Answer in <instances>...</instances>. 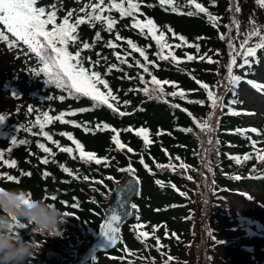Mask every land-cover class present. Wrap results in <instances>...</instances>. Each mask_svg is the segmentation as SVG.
<instances>
[{"label":"trees","instance_id":"trees-1","mask_svg":"<svg viewBox=\"0 0 264 264\" xmlns=\"http://www.w3.org/2000/svg\"><path fill=\"white\" fill-rule=\"evenodd\" d=\"M46 5L55 4L58 9V18L62 19L66 8L70 6L69 0H44ZM95 2V0H92ZM141 5V12L144 16L152 18L155 23L165 31L168 43H181L167 32L170 27L177 35H183L189 43H199L200 53L197 54L195 48L183 46L174 49L180 62L159 60L153 55L158 49L155 42L150 37L139 33V30L131 28V18H120L119 13H105L117 19L118 23L111 33L104 31L100 24H84L79 26L77 34L79 42L70 47V51H76L82 47V42H88L93 47L82 52L85 58L90 57L92 61L100 60V64L95 70L102 74L106 66L116 64L123 71L113 70L105 78L108 80L114 93L118 95L120 104L117 107L121 111L130 113L129 115L120 116L112 112L107 106L93 108V102L89 98L69 97L67 93L54 86L45 84V78L35 76L30 72L31 68L25 67V58L20 57L16 48H9L8 45L0 41V115L7 117L4 124H0V152H3L6 159H15L17 167L8 169L0 163V171L7 172L18 177L22 182L19 184L7 182L0 178V187L3 189H21L30 192L33 197L42 199L45 190L50 194H56L58 201L52 202L57 207L71 213L68 222L64 225V235L59 238H46L35 235L32 231L33 224L27 225L25 229L18 230V235L25 241L32 238L41 246L40 251L32 258H29L25 264H68L77 254L78 247L90 241L98 230L102 220L107 203L110 200L111 193L115 187L121 184L129 175L127 172H121L119 169L126 168L129 163L136 169V176L139 178L140 186L138 194L135 195L131 203L137 205V210L131 209V215L121 227V239L124 242L108 251H97L93 256L85 259L83 264H164L167 255L174 257L170 262H177L182 257L194 236L192 223V213L195 211L191 201L194 200L195 189L190 186L195 179L198 170H205L206 162L204 158L211 161L212 171L206 174L207 185L209 186V201L217 204L224 198L227 192H232L234 187H248L256 179L262 182L264 187V176L257 172H251L250 169L260 165L255 158L250 143L244 138V132L237 131L241 128V114L236 113L235 107L229 105V101L236 98L229 91L230 85L226 81V90L221 96L218 92V85L225 84L224 77L219 79L218 63H209L207 59H196L187 61L185 53L203 56L207 54L213 61H220L225 58V40L220 39L221 33H227L228 29L224 25L231 23L234 14L241 21L240 31H247L250 27V21L254 20L257 25L264 26V21L260 24L261 16L256 13L260 10L255 0H198L209 11L221 18L219 28L213 27L204 14L189 17L172 12L168 6L161 7L159 0H138ZM89 3V0H88ZM238 4L241 8L240 13H234L233 7ZM256 4V5H255ZM148 5H152L148 7ZM176 6L181 11L187 12L192 10L186 6V0H176ZM84 7V6H82ZM81 7V8H82ZM76 15H84L76 13ZM144 16L137 14V18L144 19ZM75 19V15L73 17ZM128 27H125V26ZM234 36L236 35L235 27L233 28ZM100 32L102 39L96 40V32ZM119 32L125 40L116 41L115 34ZM203 37V39H198ZM131 39L139 47H145L149 59L155 61L158 67L149 65V71L160 80H167L170 83L163 85L165 92L181 91L185 92V98L182 100L179 96H165L164 99H149L142 91H129V89H142L139 76L143 75L146 81L151 77L143 73V69L136 66L135 61L143 58L139 53L132 52L128 48L126 39ZM113 40L120 45L116 49L106 47L108 40ZM242 39V37H241ZM255 42V38L253 40ZM239 41H236L238 47ZM151 45V47H148ZM113 52H120L122 56H127V64H121ZM100 53V56H97ZM219 53V54H217ZM264 56V50H258V61ZM107 57V60L102 59ZM225 62V60H224ZM229 62V54L226 56V66ZM255 63L253 64V66ZM85 66H88L87 64ZM224 67V76H227V67ZM222 70V69H221ZM127 74V75H125ZM131 76L133 79H128ZM124 77V78H121ZM201 84L206 83L209 88L203 89L196 81ZM175 85V87L173 86ZM8 86L15 89L17 96H8L6 91H2ZM239 86V85H238ZM149 87L151 85L149 84ZM103 90V89H102ZM213 91L217 97L223 98L225 107H220L216 113V119H213L212 113L214 108L211 102L207 100L206 92ZM237 92V90H236ZM65 99L61 100L60 96ZM52 97V99H48ZM168 102L165 103L164 100ZM124 100L130 101L126 106L122 104ZM189 101H204V104H197ZM115 104V102H113ZM173 104L180 105L179 108L173 107ZM39 109V112H28V107ZM229 107L232 111H229ZM89 108L90 111L79 112L78 109ZM48 111L49 115H59L61 112H76L74 116H65L66 120L75 121L81 125L87 123L91 129L85 132L83 127H75L71 123L62 124L59 121H53L47 125L45 130L48 131L53 139L59 141L61 146H75L66 137L59 135L61 132L72 133L75 139H78L84 146L85 151L93 152L98 157H108L109 166L102 164L97 165L94 162L85 163L79 159L78 153L73 151V159L67 153H61L47 140L41 136H33L21 128L16 132L17 127H30L34 122L36 115ZM208 119L214 125L215 131L211 132L212 143L206 141V131L201 130L199 123ZM215 121V122H214ZM107 123L110 127L106 130H96L97 124ZM218 126V127H217ZM141 127L149 130L150 139L153 141L147 148L143 139L136 135V131ZM119 130L120 140L126 145L123 150H117L112 142V136L115 135L111 129ZM131 128L132 131H126ZM39 131V128L33 129ZM16 135L18 139H27L26 145H17L13 147L9 137ZM219 140V144L215 141ZM37 141L45 143L51 147L55 156H49V164H40V159L48 155L43 153L37 147ZM133 152H128V148ZM12 148L9 152L8 149ZM253 153V159L247 162L237 164L230 159V156H243L244 154ZM143 155L145 163L148 164L151 172L139 163L140 156ZM179 157L180 160H177ZM185 163L188 168L182 169L180 163ZM169 163L176 165L173 171L168 167H157V164L167 165ZM212 163V164H211ZM64 164L73 170L79 178L73 179L67 173H64L59 167ZM50 173L45 177L43 173ZM21 172H30L31 176H21ZM240 172H247L250 175L259 178L242 176ZM90 177L85 181L83 177ZM235 175H241V180H235ZM249 175V176H250ZM260 175V176H259ZM111 176L113 179L108 180L106 177ZM192 179H188V177ZM93 180H102L103 184H93ZM156 180L162 184L158 185ZM175 185V188L172 186ZM106 186V187H105ZM109 189L111 191H109ZM183 193V194H181ZM79 202L80 207L73 209L65 207L59 203V200L73 202V198ZM95 201V203H94ZM137 215L139 220L136 219ZM137 223L144 224L147 227L143 230L152 231V226H159L155 233L161 240L162 256L156 250V241L154 238H146L144 243L137 239V231L134 225ZM168 233V237L165 233ZM175 235H172V234ZM212 238V237H210ZM209 245H214L215 239H211ZM231 240H227L230 244ZM233 244V243H231ZM127 248L130 252H135L136 256L129 255L123 249ZM186 253V252H185ZM186 256V255H185ZM93 257H96L93 260ZM213 253H207L206 260L211 261Z\"/></svg>","mask_w":264,"mask_h":264},{"label":"snow or ice","instance_id":"snow-or-ice-1","mask_svg":"<svg viewBox=\"0 0 264 264\" xmlns=\"http://www.w3.org/2000/svg\"><path fill=\"white\" fill-rule=\"evenodd\" d=\"M256 4L259 8L264 9V0H255ZM40 0H0V26H2L3 30H0V41L5 42L8 47L17 48L19 46H24L28 54H33L36 60L37 67L31 68L30 72H32L35 76H41L45 78V84L49 86H54L56 89H60L63 92L67 93L69 97L81 98L86 97L89 98L90 101L93 102V108L100 106H107L114 113H118L120 116L129 115L130 113L121 111L117 105L121 102L117 94L114 93L113 89L110 87L108 80L105 78L107 75L111 74L113 70L123 71L122 68H119L116 64H110L106 66L105 72L102 74L101 72L95 70V68L100 64V60L92 61L90 57L85 58L82 56V52L84 50L93 47L88 42H82V47L76 51H70V47L75 46L79 42V37L77 34V30L79 26L84 24H100L103 26L104 31L111 33L113 29L116 27L118 21L113 18L111 15H105V13H111L113 10L119 13V17L131 18V28L139 30V33L145 38L150 37L152 41L155 42L157 47V51L153 54L159 60H171L172 62L179 63L180 60L176 56L174 49L181 48L183 46L195 48L197 54L200 53V44L199 43H189L183 35H177L170 27L167 28V32L172 33V36L178 39L181 43H177L175 45L168 43V38L166 36L165 31L161 30V28L155 23L152 18L144 16L141 12V5L138 0H89V3L85 4L84 7L79 9L80 13L84 15H76V10H68L66 15L60 19L58 18V9L55 4L50 6H39ZM159 4L161 7L168 6L174 13H178L181 15H187L189 17L197 16L200 14H204L208 21L212 24L213 27L219 28V21L221 18L217 15L212 14L209 11V8L204 6L202 3L198 2V0H186V6L190 7L192 10L187 12H183L176 6V0H159ZM152 5H148L151 7ZM234 13H240L241 8L238 4L234 5L233 9ZM137 14L140 16H144V19L137 18ZM75 15V19H73ZM250 27L247 31L241 32V21L233 16L231 23L228 25H224L225 28L228 29L227 33H221L220 39H227V46L229 49V62L227 64V82L230 85L229 91L232 92L233 97L236 95V90L238 85L244 80L248 75V71L253 67L254 63H258V50H264V26H259L256 24L254 20L250 21ZM235 26L236 35L232 36V26ZM125 27H128L127 25ZM14 39H10L9 35ZM241 37H243L241 39ZM255 38V42H253ZM95 39L98 41L102 39L101 33L96 32ZM198 39H203L200 37ZM116 41L125 40L124 37L120 36L119 32L115 34ZM236 41H239L238 47L236 46ZM126 43L128 48L132 50V52L139 53V56L143 58V63L140 60H136L135 64L139 68L143 69V73L148 74L151 79L150 81H146L143 75L139 76L140 83L144 85L142 89H129V91H142L145 96L149 99H164L165 96L177 97L179 96L182 100L185 98V92L181 91H171L165 92L163 85L169 84L170 82L167 80H160L155 75H153L149 71V65H156L155 61L149 59V55L147 53V49L145 47H139L135 42H133L130 38L126 39ZM106 47L111 49H116L120 47L113 40H108ZM151 47V45H148ZM219 54V53H217ZM100 53H97V56H100ZM113 55L121 64H127L128 67H132V64H128L127 56L131 55V53H126L124 56L121 55L120 52H113ZM185 57L187 61H193L196 59L205 60L209 63H219V61H213L211 57H208L207 54L203 56H197L189 53H185ZM102 59L107 60V57H102ZM88 66H85V65ZM234 69L244 70L243 75L234 74ZM127 75V74H125ZM124 78V77H121ZM128 79H133V77L128 76ZM201 87L205 90L209 88V86L204 83L201 84L199 80L196 81ZM246 82L251 85L258 92L264 93V83H257L251 79L246 80ZM149 84L151 87H149ZM175 87V85H173ZM103 89V90H102ZM207 100L211 102V106L213 108L219 105L222 109L225 107L223 103V98L217 97L213 91L208 90L206 92ZM17 96V95H13ZM48 99H52V97H48ZM60 99L63 100L65 97L62 95ZM115 102V104L113 103ZM165 103L168 101L165 99ZM197 104H204V101H189ZM130 101L124 100L122 104L124 106L128 105ZM236 103V100L233 99L229 101V105ZM173 107L179 108L180 105L173 104ZM92 109L89 108H81L77 111L85 112L90 111ZM34 111L39 112V109H33L32 106L28 107V112L33 113ZM229 111L232 109L229 107ZM76 112H61L59 115H49L48 111L42 112V114H38L35 117L34 122L31 123L30 127H17L15 129L16 132L21 131V128L27 133H30L33 136H41L51 144L55 145V147L61 153H67L70 157L75 159L73 156V151L79 155V159L84 161L85 163L94 162L97 165L103 163L105 167L109 166L108 157L100 158L97 154L89 151H85V146L78 140L75 139L72 133L69 132H61L59 135L62 137H66L71 143L75 146V149L72 147L61 146L59 141L53 139V136L45 130L47 125L53 123V121H59L62 124L71 123L75 127H83L85 132L91 131L88 127L87 123L81 125L76 123L75 121H69L65 119V116H74ZM237 114V113H232ZM7 117L5 115H0V124H4ZM39 128V131H33L35 128ZM109 125L107 123L97 124L96 130H106L109 129ZM199 127L201 130L207 132H213L212 125L208 119L203 120L199 123ZM218 127V126H217ZM115 135L112 136V142L115 144L117 150H123L126 145L121 142L119 130L112 128L111 129ZM126 131H132L131 128L126 129ZM239 132H251L255 133L257 136L264 135L257 128L252 127L250 129H238ZM136 135L142 137L143 143L147 148L149 145L153 143L150 139L149 130L141 127L136 131ZM10 143L13 147L17 145H26L29 143L27 139H18L16 135H11L9 137ZM212 143V141H209ZM216 144H219V140L215 141ZM260 141L251 140V146L253 149V153L255 155L256 160L259 164H264V148H260L257 145ZM37 147L43 153L48 154L40 159V164L47 165L49 164V156H55V152L51 147L45 145V143H41L37 141ZM128 152H133V149L130 147L127 149ZM9 152L12 151V148L8 149ZM253 153L244 154L241 156H230L229 158L236 161L237 164H241L242 162H247L253 159ZM177 160H180L179 157H176ZM0 163L3 166H6L8 169H15L17 167V161L15 159H6L3 152H0ZM139 163L142 164L145 169L151 172L148 164L145 163L144 156L141 155L139 159ZM157 167H168L173 171L176 170V165L169 163L167 165L157 164ZM59 167L62 169L64 173H67L69 176H72L73 179H78L79 177L73 173V170L66 167L64 164H60ZM182 169H187L188 166L181 162L179 165ZM209 170H211L209 166ZM121 172H127L131 181L125 187H122L116 191V202L115 206H111L107 213L104 216L103 222L100 224L99 229L102 235L106 237V239L111 241L112 248L122 245L124 242L121 239V224L127 218V216L131 215V213L127 210L130 207L132 210H137V205L135 203H131L130 205H126L124 194H126L129 187H131L132 181L135 184L139 185V178L136 176V169L132 166L131 163L128 164L126 168L119 169ZM251 172L259 171L256 166L253 169L249 170ZM45 177H48L50 173L45 171L43 173ZM21 176H31L30 172H21ZM0 178L6 180L7 182H12L19 184L22 181L7 172L0 171ZM235 180H241V175H235L233 177ZM259 178V177H258ZM85 181H89L90 177L85 175L83 177ZM106 179H113L111 176L106 177ZM188 179H192L190 176ZM93 184H103L102 180H93ZM158 185L162 184L160 180H156ZM175 188V185H172ZM106 187V186H105ZM4 189L0 187V191ZM109 191H111L109 189ZM138 194V193H137ZM183 194V193H181ZM28 197L31 198L32 194L30 192L27 193ZM46 201L56 202L58 201V196L56 194H50L45 190V195L42 198ZM59 203L65 207H71L73 209H77L80 207L79 202L76 198H73V202L69 203L68 201L59 200ZM95 203V201H94ZM66 215H72L71 213L65 211ZM139 220V216L136 217ZM20 229H25L27 225L21 224L19 225ZM137 231V239L140 240L141 243H144L146 238L152 237L156 241V250L161 253L162 256L166 255V253L162 252L161 249L163 245L161 244V240L158 236L155 235L159 226H152V231L143 230L147 226L144 224L137 223L133 226ZM168 233H165V236L168 237ZM172 235H175L174 233ZM126 253L132 256H136L135 252H130L127 248L123 249ZM96 257H93V260ZM174 260V257L171 255H167L164 264H170ZM129 264H132L129 261Z\"/></svg>","mask_w":264,"mask_h":264},{"label":"rangeland","instance_id":"rangeland-1","mask_svg":"<svg viewBox=\"0 0 264 264\" xmlns=\"http://www.w3.org/2000/svg\"><path fill=\"white\" fill-rule=\"evenodd\" d=\"M69 1L70 6L65 9L63 17L68 10H76V13L79 14V9L88 3V0ZM39 6L47 7L48 5L44 0H40ZM256 13L261 16V24L264 21V13L259 9L256 10ZM236 15L234 14V16ZM234 27L233 25L232 36H234ZM0 30H3L2 26H0ZM7 35L10 39H14L10 34ZM16 49L20 57L23 56L26 59L25 67H37L34 55L28 54L24 46H19ZM227 52L229 53L226 39V56ZM226 56L222 57L218 63L221 73L218 77L220 80L224 77L225 80V84L222 83L221 86L217 84V87H220L219 96L226 90L227 79H225L223 69L226 66ZM233 71L234 74L239 75H243L244 72L241 69ZM247 71V77L237 87L236 103L232 106L235 107L236 112L241 114L242 129L255 127L264 133V93L258 92L246 82L248 79L255 82H258L257 80L264 81V56L261 58V62L259 60ZM2 91H6L8 96L14 95L16 92L10 86L4 90L2 87ZM219 108V105L214 108L213 119H216L215 115ZM212 127L214 129V125ZM205 137L208 144L211 132L206 131ZM244 138L250 144L251 140L260 141L257 146L264 148V135L257 136L255 133L244 132ZM204 160L206 162L205 170H198L195 179L190 183V186L195 189L194 200L191 201L195 208L191 217L194 224V236L191 245L187 247L186 253L184 252L182 256L184 258H180L172 264H264V187H262V182L249 179V181H254L253 184L241 190V194L227 192L224 198L213 206L209 201V186L206 180V174H209L213 168L209 170L210 164L208 163L211 161L208 157ZM257 168L260 174L264 173V164H260ZM240 173L242 176H249L247 172ZM254 177L258 178V176ZM211 239H215L213 242L215 244L212 246L209 245ZM228 239L233 244H227ZM210 252L213 253V259L207 261V253Z\"/></svg>","mask_w":264,"mask_h":264},{"label":"clouds","instance_id":"clouds-1","mask_svg":"<svg viewBox=\"0 0 264 264\" xmlns=\"http://www.w3.org/2000/svg\"><path fill=\"white\" fill-rule=\"evenodd\" d=\"M27 193L19 188L0 191V264H25L40 251L42 245L38 247L33 238L19 237L21 224H33V233L44 239L64 235L69 215L54 203L29 198Z\"/></svg>","mask_w":264,"mask_h":264},{"label":"water","instance_id":"water-1","mask_svg":"<svg viewBox=\"0 0 264 264\" xmlns=\"http://www.w3.org/2000/svg\"><path fill=\"white\" fill-rule=\"evenodd\" d=\"M130 181H131V177H130V175H128L126 177V179L121 184H119L117 187L114 188V190L111 193V198H110V200H109V202L105 208L103 218H102L100 224L103 222L104 216L107 213V211L109 210V208L111 206H115V202L117 199L116 191L122 187L127 186ZM138 189H139V185L135 184V182L132 181L131 187H129L126 194H124V199H125L126 205L131 204V201L135 197V195L137 194ZM127 210L129 212H131L130 207H128ZM128 217L129 216H127V218L121 224V227L126 222ZM111 249H112L111 241L106 239V237L101 234L100 229H99L98 233L96 235H94L89 242L84 243L78 247V252H77L76 257L72 261H70L68 264H83L84 260L91 257L92 255H94V253L96 251H108Z\"/></svg>","mask_w":264,"mask_h":264},{"label":"bare ground","instance_id":"bare-ground-1","mask_svg":"<svg viewBox=\"0 0 264 264\" xmlns=\"http://www.w3.org/2000/svg\"><path fill=\"white\" fill-rule=\"evenodd\" d=\"M257 81H258V83H259V82L264 83V81H260V80H257Z\"/></svg>","mask_w":264,"mask_h":264}]
</instances>
